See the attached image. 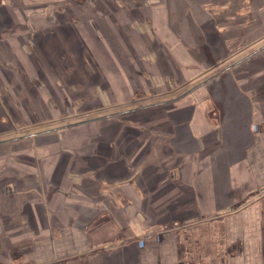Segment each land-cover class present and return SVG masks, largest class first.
<instances>
[{"label": "crops", "instance_id": "obj_1", "mask_svg": "<svg viewBox=\"0 0 264 264\" xmlns=\"http://www.w3.org/2000/svg\"><path fill=\"white\" fill-rule=\"evenodd\" d=\"M45 2L61 6L55 30L47 29L48 22L42 19L35 35L36 54L46 62L48 73L25 54L23 36H13L14 30L23 32L26 21L38 15L41 3L0 0V57L20 70L12 74L0 67L2 132L8 130L6 118L12 120L18 111L23 118L31 117L32 106L49 113L50 94L73 101L79 115L127 109L137 89L134 69L148 68L137 59L140 32L128 28L131 36L120 44L126 54L105 35L110 24L122 31L121 25L138 22L143 10L140 3L130 8L127 21L120 22L116 11H111L112 0ZM154 11V21L162 25H171L179 13L173 2L165 1ZM188 19L181 12L182 25H190ZM192 29L196 42L190 45L205 53L199 43L202 26ZM96 31L104 36L97 38ZM163 31L160 28L157 36ZM255 31L259 34L245 52L217 61V66L230 64L247 55L202 87L196 103L183 101L172 107L163 103L122 115L152 127L146 135L135 136V130L104 119L100 126L108 129L107 150L80 158L57 154L44 177L23 164V159L30 158L34 163V156L20 155L19 160L9 162L1 156L0 264H264V28ZM121 36L125 39V32ZM182 38L176 43L178 50L188 46V38ZM217 44L209 42L207 47ZM255 50L259 51L248 57ZM166 52L148 69L168 78L178 74L183 83H193L209 70L204 68V58L196 56L197 71L188 77L182 70L188 61L175 48ZM29 74L48 77L51 86L37 89L25 78ZM16 93L25 96L24 105L15 108ZM164 96L162 92L160 97ZM36 118L31 117V123ZM25 143L31 140L23 141L22 148ZM177 166L186 177L182 182L167 179ZM71 171L76 181L68 177ZM132 176H136L135 183H125L120 188L123 198L114 201L106 186ZM10 185L15 190L8 194L4 188ZM60 189L71 194L65 197ZM138 210L148 218L145 227L133 233L131 223ZM115 218L126 222L124 239L115 238Z\"/></svg>", "mask_w": 264, "mask_h": 264}, {"label": "rangeland", "instance_id": "obj_2", "mask_svg": "<svg viewBox=\"0 0 264 264\" xmlns=\"http://www.w3.org/2000/svg\"><path fill=\"white\" fill-rule=\"evenodd\" d=\"M36 1L41 3V7L38 8L39 9L38 11H36L38 12V15L30 17L29 21H26L27 23L23 28L24 30L23 32L20 31V29H18L19 31L17 30V32L14 30L13 36L16 39L21 38L23 36L22 38H24V40H22L23 41L22 45L25 54H27L30 58L35 59L36 67L40 68L42 72L48 73V67L46 66L47 65L46 62L42 59L40 55L36 54L38 47H37V41H35L36 40L35 35L38 27L40 26L39 21L42 19L45 20L46 15L52 14V17L56 18L59 21L58 13L59 10L61 9V6L58 4H52V3L49 4L48 2L46 3L45 0H36ZM164 1L168 3L173 2L174 6L178 8L179 13L174 15L173 23H171V25H167V24L162 25L161 23H158L157 20L154 21L152 17L153 16L152 12L155 14L154 9L158 7L160 8V6L164 3ZM118 2H120V5L122 7L117 5ZM137 2L141 4L143 9L142 13L140 14L141 16L139 15L141 17L140 19L141 21L140 20L138 22L133 21L129 23L130 26L121 25L120 27L122 31L117 30V26H113V25L111 26L110 24L108 30H105V33H107L105 34L106 37H109L110 40H113L117 45H119V48H122L121 47L122 42L123 41L126 42V38H128L127 36L130 35L128 34L129 27L137 32H140V35L138 36H140L142 40L141 43L142 46L140 47L141 53L138 55L137 59L141 63V66L142 65L146 67L148 66V68L153 67L157 64L156 61L158 59L159 54L165 53L166 51H167L166 53L168 54V51L169 52L171 50L174 51L175 48L182 55V59L188 61L186 62V64L182 65L183 73L185 71L188 74V77H191L197 71L196 70L197 61L193 57L197 56L200 58V60L204 58L203 60H205V62L204 61L203 62L205 69L207 67L213 68L214 65L218 63L217 61H219V59H221V61L223 60L225 55H230L232 53L234 54L236 52L237 53L245 52L246 49H248L247 44L251 43V41L253 42V40L251 39L256 37L260 32L263 31V30L262 31L257 30L259 31L258 33L257 31H255L256 27L262 26V28H264V0H186V1L181 0V4H179L180 2L177 0H123V1L112 0L113 10L111 11H113V14L116 11L115 12L116 18L120 22L123 19L127 21V17H129L128 13L130 11V8L133 7L134 9V7L138 5ZM143 2H145L146 5L143 4ZM186 7L189 8V11H187ZM181 12L185 15H188L189 19L187 21L189 22L190 25H184V24L182 25ZM186 12H189L190 14L189 13L186 14ZM83 18L85 19L84 14H83ZM166 18L169 20L171 19L169 17ZM58 21L56 24H54V26L47 21L48 26L45 27H47V29L51 31L55 30ZM99 24H101V22ZM169 26L173 28V34H171L172 30L171 28L169 29ZM192 26H202L203 28L204 35L202 36L201 40H199V43L203 44L201 47L205 48L204 49L205 53L201 52L203 51L202 49H199L196 52L195 48H193L192 45H190L196 42V39H194L195 34L193 36V33L195 32L193 31ZM160 28L164 29L163 31L164 33L162 34V36H157ZM213 28L217 29V31L213 30ZM250 30L252 31L250 32ZM124 32H125V36H124L125 39L121 36L122 33ZM94 33L97 36V38L104 36V34L102 35L101 33H99V31L98 32L96 31ZM164 34H167L166 37L169 38L168 42L165 41L166 37ZM215 36L217 38L216 39L217 41L215 40ZM226 36L228 38L227 41L225 38ZM155 37H161V38L157 39ZM181 37H183L182 38L183 40L185 39L187 40L188 38L187 47L189 48L183 46L180 47V50H178L179 48H177L176 43L180 42ZM220 37H222V39ZM209 42L213 44L214 42H217L220 45L217 44L216 46H212L208 48L207 44H209ZM168 44H173V46L168 48ZM159 46L161 49H156L159 48ZM159 50H161L160 51L161 53H159ZM126 51L127 50H125L124 48L123 49L124 54H126L125 53ZM227 60L228 58L224 59L223 61H227ZM203 62L201 63L199 62V66H201ZM0 67L8 71L11 70L14 71L12 72V74L17 73V71L20 72L17 66H14V64H12L11 61H8L3 57L2 58L0 57ZM148 68L140 69L139 67H137L136 69H134L135 71L134 76L135 78H137L135 79L136 80L135 86H137V89L135 91L136 94H133L132 97L129 99L128 101L129 103L130 101L134 100L133 99L134 97L139 96L141 97L140 99H142L141 101H145L148 100L151 94H156L157 96L160 95L162 92L167 91L171 87H175L180 84L182 85L183 79L178 74H176L177 76L174 78L172 77L168 78L166 76L164 77L163 75H160L154 70H149ZM31 76H34L38 80H41V83L38 84L39 87L37 86L38 87L37 89L43 90L51 86L50 79H47L48 77L46 78L43 77L42 75H40L41 76L40 77L39 75L36 76V74H31ZM139 78L140 80H138ZM24 96H25L24 93L23 94L16 93L12 101V103L14 104L13 107L16 108L17 106L22 105L23 104L22 102H24L23 99ZM49 96H50L49 99L46 101V105L49 113L46 114L45 113L46 111L44 110L36 111V107L32 106L33 110L29 113L31 114L30 116L33 119L36 118L37 116L36 118L37 120L35 123H31L33 121H30L31 117L29 116L23 118L22 116L23 112L18 111L16 109L18 111L16 112L18 115L12 120L15 121L16 123L29 125V127L26 128L25 134L34 131H40L43 129H49L54 125L58 126V124H69V122L71 121H77L78 119H82L85 117V115H79L80 111L75 112L74 107L76 106V104L73 101L70 100L69 102L68 99L61 101L54 94H50ZM61 117L71 118V119L60 120L59 118ZM19 145L20 144H18V146ZM18 157H19L18 154L17 155L14 154V156H12L11 159L12 161H15L16 158ZM110 190L107 189L109 193ZM114 191L115 193L112 194L110 193V197L113 198L114 201L123 198V194H120L122 193L120 188L114 189ZM138 211L143 215L144 212H141L140 210ZM138 211L137 213H139ZM145 213L144 215H146ZM142 218H140V214L137 217V224H140V228L145 227L146 220ZM113 222L118 225V229H117L118 234L115 236V238L124 239L125 237L124 232H126L127 230L126 222L125 223L120 222V220H117V218H115ZM131 225H133V222L131 223Z\"/></svg>", "mask_w": 264, "mask_h": 264}, {"label": "flooded vegetation", "instance_id": "obj_3", "mask_svg": "<svg viewBox=\"0 0 264 264\" xmlns=\"http://www.w3.org/2000/svg\"><path fill=\"white\" fill-rule=\"evenodd\" d=\"M123 1V0H121ZM138 3V2H137ZM143 4L146 5L145 2ZM118 6L122 7L120 5V2L117 4ZM47 21L54 26V24L57 23V19L52 17V14L46 15ZM259 50H255L253 53H250V55H253L257 53ZM246 56L241 57L236 62L232 63H223L219 66H214L213 68H209L208 72L206 74L196 80L193 83H183L182 85H178L175 87L169 88L167 91L163 92L165 93L164 98L160 97V95L151 94L148 98V100L141 101V97H134L132 101H130L131 106H129L127 109H113L106 112L101 113H89V114H82L85 115L84 118L78 119L77 121H71L69 124H58L54 125L53 127H50L49 129H43L40 131H34L31 133H26V128L29 127L28 124H20L16 123L15 121L7 118L5 123H7V127L9 128L6 132L0 130V157L4 155L6 158L5 161L9 162L12 161V156L14 154H18V156H34L36 158V161L33 163L31 158L27 161L23 159V164L32 168H35L36 171L40 174L41 177H44V170H47L49 163L52 162V159L57 154H70L71 157L80 158L82 156L91 157L93 155H96L99 153V150L105 149L107 150V142H106V133L107 130H104V127H101V121L107 118H112L116 123L120 124V127L127 126V128H130L132 130H135L136 133H134L135 136H137L140 132H142L144 135L148 134L149 130L152 127L147 126L146 124H143L141 121H135L134 119H124L123 114L126 113H133L138 111H144L147 108L155 105H161L165 103L168 106H176L177 104H180L181 102H192L196 103L201 98L200 94H197V92L203 88H205L211 80L218 77L224 72H228L229 69L233 68L236 64L241 62ZM15 68V67H14ZM18 70V69H17ZM27 79L32 83L34 86L39 87V83H41V80H38L34 76L27 75ZM139 93V92H138ZM136 94V92L134 93ZM212 117L217 116V112L215 110L211 111ZM60 120L63 119H71V118H59ZM59 120V122H60ZM23 129V130H22ZM128 132V131H127ZM71 133V134H70ZM116 132H113V137L115 136ZM129 134V132H128ZM116 138V137H115ZM31 140V143H25V147L22 148L18 146L19 142L28 141ZM115 140V139H114ZM170 141L169 139H167ZM20 143V144H21ZM104 150V151H105ZM45 154V157L42 158ZM116 154V151L114 152ZM105 156V155H104ZM107 156V155H106ZM111 156V155H109ZM20 157V158H21ZM23 157V158H24ZM20 158H16V161ZM114 158L112 156L110 159ZM45 159V160H44ZM45 161V162H44ZM182 167L177 166L169 171L168 173V180L174 181V182H182V180L186 177H184L182 171ZM72 172V171H71ZM68 173V177L73 179V181H76V174L75 173ZM136 181V176L130 177L128 180H125L124 182L116 183V184H109L106 186L107 189H111L110 193H115L114 189L121 188L125 183L134 184ZM6 193H11L15 190L13 186H6L5 188ZM60 193H62L63 196L69 197L71 194V191L68 190H59ZM139 213H135V218L133 221V225H131V230L133 233L138 232L140 229V224H137V217L139 216ZM141 216V215H140ZM147 216L143 213V219L147 220ZM50 236L51 231L49 232ZM16 264H23V263H16Z\"/></svg>", "mask_w": 264, "mask_h": 264}]
</instances>
